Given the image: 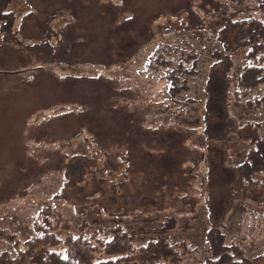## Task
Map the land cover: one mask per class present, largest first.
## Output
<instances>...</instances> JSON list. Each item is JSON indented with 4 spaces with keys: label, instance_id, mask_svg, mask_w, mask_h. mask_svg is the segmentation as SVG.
Masks as SVG:
<instances>
[{
    "label": "rangeland",
    "instance_id": "obj_1",
    "mask_svg": "<svg viewBox=\"0 0 264 264\" xmlns=\"http://www.w3.org/2000/svg\"><path fill=\"white\" fill-rule=\"evenodd\" d=\"M221 4L13 0L14 22L0 24V257L23 252L52 212L64 257L69 235L98 246L121 229L135 249L164 240L197 251L183 264L206 261L232 179L224 151L238 166L264 138V111L233 97L239 134L212 140L225 125L217 64L237 34L226 19L262 18L250 1L218 18ZM181 52L198 55L196 77L173 73L191 68ZM232 57L237 80L247 51ZM224 223L228 244L264 264V206L243 200Z\"/></svg>",
    "mask_w": 264,
    "mask_h": 264
},
{
    "label": "trees",
    "instance_id": "obj_2",
    "mask_svg": "<svg viewBox=\"0 0 264 264\" xmlns=\"http://www.w3.org/2000/svg\"><path fill=\"white\" fill-rule=\"evenodd\" d=\"M243 1L259 4L262 18L238 21L228 19L226 16L230 4L240 5ZM12 2L13 0H0V24L14 22L15 15L10 11ZM221 3L216 17L227 18L226 29L237 31L233 42L224 44L225 55L217 64L216 77L221 85L217 102L224 115L225 125L219 132V137L212 140L224 147L239 134L240 130L238 120L230 111L231 98L244 101L250 109L264 111V0H221ZM242 50L247 51V64L236 80L231 76L234 69L232 54ZM181 54L184 62L191 64V68L186 69L182 60L173 73L189 78L196 77L199 68L198 55L189 52H181ZM153 63L154 67L164 69H170L175 65L172 61L160 58ZM169 79L172 80V76H169ZM174 83L172 81V85ZM226 150L224 151L226 168L228 167L232 174L228 201L220 219L215 223L210 220L208 222L206 236L208 258L202 264H254L253 260L246 256L242 247L228 244L224 222L243 200L264 206V138L253 141L246 159L238 166L229 164L231 158ZM58 220L54 213H47L42 224L36 228V234L27 243L26 249L16 258L3 254L0 257V264H95V255L99 252L116 257V260L108 261L106 264H183L186 259L194 258L197 253L185 244L173 246L164 240L135 249L131 241L132 236L121 229H116L112 240L106 243L99 240L98 246L83 236H67L64 257L55 251L61 244L54 233Z\"/></svg>",
    "mask_w": 264,
    "mask_h": 264
}]
</instances>
